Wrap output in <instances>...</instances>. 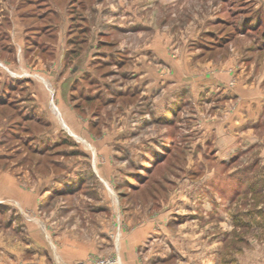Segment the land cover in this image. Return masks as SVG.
<instances>
[{
  "label": "rangeland",
  "instance_id": "374dc122",
  "mask_svg": "<svg viewBox=\"0 0 264 264\" xmlns=\"http://www.w3.org/2000/svg\"><path fill=\"white\" fill-rule=\"evenodd\" d=\"M40 2L0 0V25L13 32V16L21 23L14 47L22 66L33 68L35 98L33 106L24 104L28 117L0 104V264H264V126L253 129V146L228 163L215 161L213 143L204 152L198 145L206 121L237 112L238 80L259 82L264 92L262 29L252 28L264 20V0ZM49 23L53 34L44 35L41 27ZM75 36L86 39L82 46L70 44ZM3 46L0 58L13 60ZM75 48L77 57L70 52ZM146 48L165 57L159 68L170 78L174 61L195 77L230 74V92L223 100L212 93L199 101L188 97L171 118L145 120L148 138H162L167 147L127 178L126 168L101 149V138L123 129L129 120L122 112L140 99L88 100L70 88L78 74L70 69L78 63L100 76L95 87L85 82L89 92L126 85L135 77L122 74L140 67L138 51ZM63 102L80 116L72 123L61 118ZM35 109L51 120L36 118ZM114 119L119 124L112 126Z\"/></svg>",
  "mask_w": 264,
  "mask_h": 264
},
{
  "label": "crops",
  "instance_id": "0c3cea01",
  "mask_svg": "<svg viewBox=\"0 0 264 264\" xmlns=\"http://www.w3.org/2000/svg\"><path fill=\"white\" fill-rule=\"evenodd\" d=\"M17 18V16H13L12 18L13 25L14 23L17 24V27L16 25L13 26L15 29L13 32L11 31L12 29H7L4 24L0 25V42L4 44L3 49L13 55V60L10 61L0 58V67H5V64L8 65L11 63L14 65L13 68L6 67L9 68L7 69L8 71L3 67L0 69V104H14L18 112L28 117V113L26 112L28 108L25 107L24 104H31L33 106V100L35 99L33 95V68H29L28 66L23 67L21 55H16L18 54V50L14 47L15 42L13 36L16 35L20 38L22 34L21 23ZM44 35L46 34L44 33ZM21 47H23V41ZM108 54L114 55L113 52ZM129 54L130 52L127 54L128 58L130 57ZM138 54L141 56L137 61L140 67L135 66L133 69L129 67L128 71L126 70L127 72L122 74L125 76L129 74V79L134 76L135 78H133V81L131 78L129 83L122 86H115L110 83L102 85L104 88L107 87L110 93H105L101 90L100 88L102 86H99L98 90L94 88L93 92L88 91L89 88L86 86L85 82L92 84L94 87L96 84L99 85L97 82L100 80V76L96 74L95 70L90 68L82 69L78 63H75V67L70 69L71 75L78 72L77 76L70 81V88L75 87L74 89L78 90L86 99H98L103 100L104 104H112L115 102V96L124 94L126 96H137L140 99L137 103L141 104L142 101V106L147 107L148 111L149 106H151L150 111H153L152 115H150L148 111L147 113H143L142 110H138L139 108L136 102L135 104H131L129 109H124L122 112V115H125L126 119L129 120L126 126L123 129L114 130L112 132L109 131L101 138L104 140L105 146L101 147V149L109 152V159L111 158V154L115 156L117 167L121 169L126 168V170L123 171L126 175L135 172L133 168L141 169L146 166L145 162L151 163L155 161L154 158H158L157 155L160 154L159 152L162 151V148L165 149L167 147L166 142H164L162 138H158L159 140L156 137H153V139L148 138L147 133L143 131L145 120L159 121L161 120L160 118H171L185 106V101L188 100V97L190 101L192 99L194 101H199V99L209 98L212 97V94L213 96L216 94L223 100L229 98L230 92L226 85L230 75L228 73H203L195 77L191 71H188L187 66L183 67L185 71L178 68L177 63L174 61L170 66L173 67L175 72L173 73L174 76L170 78L163 70L164 68H159L161 65L160 62L163 63L161 67L165 65V57H163L158 49L146 48L138 51ZM17 56H19V67H16V61H18V58H16ZM24 57H26L25 53ZM115 58H117L115 60H118L119 57L116 55ZM131 58L132 57L128 60H131ZM98 59H94L96 64L99 61ZM125 62L124 64L127 65V60H125ZM106 63L108 65L111 64L109 61H106ZM5 71L10 74H6ZM186 73L189 74V79H186ZM251 82L252 81L244 80V83H242L241 80H238L234 90L231 89L232 94L238 96L240 100L237 112L227 117L217 118V120L213 122L206 121L199 129L200 131H197L200 137L205 136L204 141L201 143L203 146L198 144L200 152L206 151L205 148L208 143H213L216 149L214 155L215 161H225L228 163L229 159L236 151L239 153L240 151L250 149L253 143L257 141L255 138L256 134H253V129L262 127V125L264 126V92L259 86V82L256 86L250 84ZM252 83H254V81ZM22 89L27 90L23 96L20 94L15 95V93H18ZM102 94H105V97H103ZM32 109H30V111ZM58 109L61 118H64L65 121L69 119L72 123L73 119L80 117L75 109L67 106L64 102L59 105ZM33 113L34 116L40 120H51L44 110L38 111L35 109ZM117 120L119 119H114L112 126L119 124ZM65 125H67V123ZM69 129L72 128L69 127ZM212 134H215L216 137L214 141L212 140ZM200 142L199 140V143ZM205 143L206 146L204 145ZM146 156L148 157L146 158ZM111 166L113 165L111 164ZM125 177L128 178V175ZM16 195V192H14L12 197Z\"/></svg>",
  "mask_w": 264,
  "mask_h": 264
},
{
  "label": "trees",
  "instance_id": "16d2710c",
  "mask_svg": "<svg viewBox=\"0 0 264 264\" xmlns=\"http://www.w3.org/2000/svg\"><path fill=\"white\" fill-rule=\"evenodd\" d=\"M33 4H35V5H41V2H40V0H33ZM39 15H40V17H48V12H46L45 14L44 13H42L41 12V14L39 13ZM76 19L74 18L73 19V23L75 24V21ZM259 21H257V23H256V25L254 26V27H252L253 29H259V28H261L262 29V33H260V35L262 36L261 37V41H262V45H264V20H262L261 18L260 19H258ZM249 24V23H248ZM83 27V26H82ZM251 28V25H249V26H246V28L248 29V28ZM74 28V27H73ZM80 29H79V31L82 33H87V27H83V28H81V27H79ZM41 30H42V32H44L45 34L46 33H49V34H53V32H52V30H54V27H53V24H51V23H49L48 25L46 24V25H43L42 27H41ZM54 36V35H53ZM86 39H78L76 36L75 37H70L69 38V42H70V44H75L76 42H77V44L78 45H81L82 46V44L84 43V41H85ZM79 50V51H78ZM80 50L81 49H71V51L70 52H74V53H76V55H74L73 54V56L74 57H77L78 56V54H79V52H80ZM102 98V97H101ZM92 98H90V99H88V100H91ZM14 105V104H13ZM15 106V105H14ZM21 114H23V113H21ZM162 161V159H160L159 160V162H161Z\"/></svg>",
  "mask_w": 264,
  "mask_h": 264
}]
</instances>
